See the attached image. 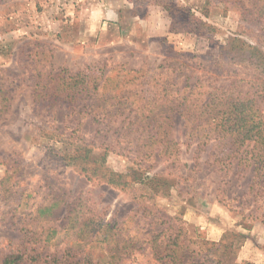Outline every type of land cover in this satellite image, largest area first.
<instances>
[{
    "label": "rangeland",
    "instance_id": "1",
    "mask_svg": "<svg viewBox=\"0 0 264 264\" xmlns=\"http://www.w3.org/2000/svg\"><path fill=\"white\" fill-rule=\"evenodd\" d=\"M108 1L0 0V264L5 254L18 248L24 250V264H44V258L61 257L67 248L77 247V238L63 227L68 221L65 202L80 196L84 209L90 207L106 221L129 225L127 232L141 234L144 223L151 220L133 198L136 193L145 194L144 190L123 191L93 182L62 158V143L47 134H69L77 126L86 142H112L107 164L118 172L143 166L152 173L190 175L197 190L167 189L155 196L159 209L180 216L201 251L220 242L226 231H235L246 240L241 245L234 240L229 258L238 264H264V184L253 181L251 169H217L209 148L196 150V141L186 143L181 118L175 116L171 130L178 142L177 155L160 156L158 147L146 156L131 126L119 135L114 132L123 116L97 124L67 104L50 106L52 101H35L32 95L36 80H47L53 67L74 72L93 70L106 62L114 77L117 71L111 68L120 63L155 69L170 48L187 61L180 87L187 83L226 89L238 72L247 79V90L254 84L253 71L238 55L222 52L221 45L237 36L264 51V14L256 13L254 0H113L121 5L124 23L102 29L104 22L95 24ZM135 13L144 19H136ZM144 21L165 34L145 35ZM103 30H107L104 36ZM261 105L264 109V101ZM57 195L66 201L46 221H37L38 207ZM50 225L62 231L46 240ZM138 246L131 255L122 256L101 252L98 246L95 264H162L146 245Z\"/></svg>",
    "mask_w": 264,
    "mask_h": 264
},
{
    "label": "trees",
    "instance_id": "2",
    "mask_svg": "<svg viewBox=\"0 0 264 264\" xmlns=\"http://www.w3.org/2000/svg\"><path fill=\"white\" fill-rule=\"evenodd\" d=\"M254 2L256 13L264 14V0ZM243 15L246 17V11ZM221 50L238 55L246 67L251 68L254 84L250 88L244 89L247 79L238 72L226 89L213 87L211 90L205 84L187 83L180 87L179 77L187 61L184 54L170 48L155 69L148 66L129 68L120 63L111 68L117 71L114 77L110 70L107 71L106 62L93 70L74 72L53 67L47 80H36L32 95L35 101H52L50 106L67 104L97 124L123 116L114 132L119 135L120 130L131 126L130 132H134L141 147L146 148L142 150L146 156L158 147H161L160 156L177 155L178 142L171 136L173 120L177 116L183 120L186 143L190 145L196 141V150L209 148L217 169L226 172L234 168L236 171L241 169L240 172L251 169L253 181L264 184V109L261 105L264 101V51L258 44L237 36L228 37ZM78 130L77 126L69 134L47 135L62 143V158L73 163L87 179L123 191L131 187L144 190L145 194L135 192L133 198L138 201L144 216L152 218L144 223L141 234L127 232L129 225L126 227L115 220L97 217L90 207L84 209L82 196L74 198L65 202L68 221L63 230L77 238V247H71L77 254L67 248L61 257L54 254L50 260L44 258V264H95L99 256L94 251L98 246L102 248L101 252L122 256L140 249L138 245H146L162 264H238L229 258V250L235 249L234 240L240 241L241 245L246 240L245 235L226 231L220 242H213L201 251L185 221L180 216H169L157 206L155 196L167 189L174 187L180 193L187 187L197 190L190 175L152 173L143 166H129L126 173L118 172L107 164L112 142H86ZM64 201L63 195H57L43 202L36 210L37 221H46ZM162 224H165L163 229L155 230ZM46 229V240L52 238L53 233L62 231L51 225ZM46 229L43 227L41 234ZM35 234L38 229L33 232V237ZM24 260V250L18 248L5 254L2 264H24Z\"/></svg>",
    "mask_w": 264,
    "mask_h": 264
},
{
    "label": "crops",
    "instance_id": "3",
    "mask_svg": "<svg viewBox=\"0 0 264 264\" xmlns=\"http://www.w3.org/2000/svg\"><path fill=\"white\" fill-rule=\"evenodd\" d=\"M109 4L107 5V8L105 7L103 9V13L99 12V16L101 17L99 20V22H97V25L95 24V26H100L102 22L105 27H103L102 29H106V27L109 26H117V28H119V26L123 25L124 21H123V17L121 16L122 12H121V5L115 4V2L113 0H109L108 1ZM135 18L139 19L140 16L139 14L135 13ZM143 17L140 18V20H142ZM144 19V18H143ZM145 23V30L143 31V33H145V35L147 36H155V35H164L165 34V30L160 31L158 28L159 27H155V26H151L150 22L148 21H144ZM135 25V23H133ZM138 25V24H137ZM107 30H104L102 32H100V34L102 36L106 35ZM121 32H119L120 34ZM101 36V37H102ZM120 37L122 36L121 34L119 35Z\"/></svg>",
    "mask_w": 264,
    "mask_h": 264
}]
</instances>
